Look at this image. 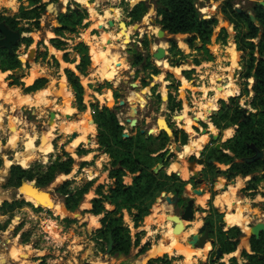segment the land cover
<instances>
[{
    "label": "rangeland",
    "instance_id": "1",
    "mask_svg": "<svg viewBox=\"0 0 264 264\" xmlns=\"http://www.w3.org/2000/svg\"><path fill=\"white\" fill-rule=\"evenodd\" d=\"M40 1L39 6H44L41 28L37 29L36 20L21 22V27L29 29L34 36L31 38L33 43L30 48L27 44H22L18 51L23 62V69L13 74L0 72V145L2 146L0 150V205L4 202H25L13 211L0 212V254H4L5 259L10 260L9 264H142L146 259L147 261L143 264H149L151 261L166 257L171 264H183L178 255H181L184 249L179 248L177 256H173V250L192 240V234H190L192 229H197L196 237L199 239L208 222L210 226L212 224L216 226L210 237L215 244L212 250L211 245L208 249H199L202 251V256L200 258L190 256L193 257L190 263L234 264L235 259L238 264L249 263L247 257H243V253L254 254L251 248L253 239L250 244L248 241L244 243L243 236L246 237L250 227L264 222V180L262 179L264 174H256L262 179L258 184L251 183L253 176L230 179L229 166L210 163L212 159L209 160L217 145H221L223 150V146L229 141L225 135L227 131L223 129L226 123L222 124L221 129L213 123L221 111L235 109L239 105L245 109L246 113L248 111L249 114L256 113L249 105L254 97V79L248 81V87L244 86L245 80L242 76L246 73L248 60H245L242 52L238 51L237 24L231 15L230 7H225L227 0H196L202 17L218 21L212 42L207 46L209 53L192 50L187 44V36H176L174 38L183 52L178 57L171 53L168 40L172 37L167 35L159 24L162 18L158 14L157 0H147L149 11L139 22H133L130 13L135 4L142 3L144 0H138L135 4H133L134 0ZM6 3H8L6 0H0V18L21 17L23 9L31 11L34 8L31 7L30 0H14L11 5H6ZM262 3L264 4V0H232L236 12L248 13L249 16H255L253 9L257 4ZM50 5L52 8L48 11ZM72 11L85 17L82 25L76 27L75 32H70L71 28L65 30L63 23L66 17H71ZM93 13L96 14V21H92ZM109 19L113 20V23L112 21L109 23ZM122 25L132 32L128 38L122 36L124 28ZM256 26L259 27L260 24ZM103 32L108 34L110 41H103L102 36L105 34ZM89 39L93 43L88 42ZM52 40L65 43V46L60 47L66 51L57 52L54 46L57 47L59 44H53ZM81 45L88 47L87 55L91 61L86 76L81 75L77 70L82 61ZM164 47L166 50L162 53ZM96 50L102 58L101 64L94 61ZM50 51L58 55L61 60L60 65L54 62ZM233 52L236 54V59L231 62L229 57ZM67 53L69 64L64 62ZM137 54L141 56L135 58ZM256 56L260 58L258 54ZM120 58L125 60L127 68L124 64L115 65L120 70L118 76L120 79L114 81L112 73L109 75L110 73L104 74L102 71L106 64H111L114 60L120 61ZM157 60L166 64L168 69L158 65ZM66 69L74 71L81 79L84 104L87 108L84 113L73 105L75 96L67 82ZM30 72L27 84H33L39 77L48 82L45 90L50 93L45 102L35 107L17 104L19 97L28 95L35 97L33 94H25L28 87L26 78ZM4 77L5 79L2 80ZM64 79L66 97L61 94V83ZM233 82L237 88L236 96L214 101V88L219 87L218 89L225 90ZM131 84H138L139 89H133ZM147 88L150 89L149 93L146 92ZM165 97L168 100H164ZM120 100H125L127 105L119 107ZM66 101L72 111L70 115L66 111ZM132 105L140 107L137 116L139 123L135 129H131L127 123V120L131 118L130 107ZM97 107L112 108L120 125L124 128V134L135 137L142 130L148 132L155 128L157 132H154L153 139L156 143L161 144L168 139L166 150L170 154V165L159 172L164 170L170 176L173 174L171 168L177 170L179 166H184L189 171L191 181L186 186L185 201L187 204L199 207L198 213L195 221L184 222L185 229L188 228V231L178 238L177 246L168 255L148 258L149 252L162 248L165 240H161L169 229L175 226L169 218L178 216L174 206L167 202L162 205V201L165 200L162 195L156 200L151 210L150 216L154 215V217L144 219L140 228H136L133 222L132 214H137L136 211L132 214L128 211L123 212L124 227L129 230L132 237L129 254L107 253L109 242L102 239L99 233L104 215L96 216L98 217L96 218L90 213L93 209L92 201L100 198L99 193L108 195L115 183L110 178L114 170L113 161L99 145V129L94 120ZM52 113L56 115L53 121L51 120ZM162 117L167 120L175 132L173 138H167L164 134L160 135L157 120ZM178 117L182 122L177 120ZM79 124L83 125L85 139L74 151H71L69 150L71 144L82 136L76 130ZM14 126H17L22 133L17 135L16 141H12ZM49 128L52 129L55 138L51 141L53 152L47 156L48 160L42 162L36 159L30 164L21 163L20 156H24L28 150L32 151L44 145L45 134ZM215 128L218 131L216 134L213 131ZM238 129V126L230 128L235 131L232 138L236 136ZM206 130L208 132L205 135ZM192 134H196V137ZM210 135L219 136V138L214 141ZM202 136L207 138L202 149L197 155L187 156L185 149H182L186 146L184 142L186 141L190 146L191 140ZM79 150L88 154L79 156ZM226 153L229 152L226 151ZM70 158L74 160L71 174L58 176L51 185L42 189L43 191L29 189L27 193L28 188L19 191L20 188L7 186L13 167L32 169L34 173L37 171L48 173L49 169L58 162H67ZM197 159H203L205 164L199 165ZM209 163L215 167L209 168ZM160 165L157 166L155 172L160 169ZM194 172L203 175L201 183L192 179ZM179 178L182 180L181 177ZM67 182H71L69 190L72 195L84 189L88 184H92L90 192L85 196L79 208L69 214L65 213L67 210L66 197L57 193V189ZM221 182L225 183L223 187L219 185ZM32 183L37 186V178ZM124 183L132 186L133 175L125 177ZM225 186L234 187L235 190L231 191L229 188L225 190ZM192 190H195V194ZM46 193L52 194L50 203L41 206L39 199L44 198ZM164 193L175 196L173 193ZM223 194H227L226 199L228 196L233 197L236 203L227 208H218L215 202ZM20 196L22 197L19 198ZM187 196L191 197L187 198ZM27 197L33 199V202L26 200ZM105 208L107 211L114 210V207L109 204H106ZM231 217L244 218L239 224L243 227V229L239 227L242 236L238 240L236 253L223 255L219 260L217 252L221 250V245L217 237L218 228L228 232L232 229L231 227L239 226L228 223ZM154 221H157L156 225ZM139 234H142L143 239L137 246ZM147 245V251H143ZM5 259L0 256V264L5 263Z\"/></svg>",
    "mask_w": 264,
    "mask_h": 264
},
{
    "label": "trees",
    "instance_id": "2",
    "mask_svg": "<svg viewBox=\"0 0 264 264\" xmlns=\"http://www.w3.org/2000/svg\"><path fill=\"white\" fill-rule=\"evenodd\" d=\"M11 2L12 0H6ZM23 1V0H19ZM31 11L23 9L21 17H2L0 23H5L11 30L20 33H31L29 29L21 27L22 21L36 20L37 29L41 28V19L43 17L44 6L40 0H30ZM158 14L162 18L159 21L163 31L171 36L168 43L171 46V53L178 57L183 54L180 50L176 36H187L188 46L197 52L207 51V46L211 44L214 37L215 27L218 21L215 19H205L201 16L197 8L196 0H157ZM230 7L231 15L236 21V43L238 51L242 52V56L247 61L246 73L242 76L245 80L244 86L248 87V81L254 79L253 93L254 97L249 104L255 114H249L244 118L245 109L239 105L235 109H223L218 117L213 120L214 125L218 128L230 129L238 126L239 129L234 138L230 139L223 146V150L217 152L214 149L213 155L209 160L215 159L216 163L230 167L229 177L235 179L237 177L248 178L253 176L252 184H258L262 179L256 174H264V158L257 162L248 164L242 161L252 158L256 155L253 148L264 153V7L257 4L253 9V13L259 22L257 27L252 22L248 13H238L234 10L232 0L225 1V7ZM149 7L147 2L137 4L130 13L133 22H139L148 13ZM85 17L76 11H72L71 17H66L64 23L65 30L71 28L70 32H75L76 27L82 25ZM0 39L2 35L0 34ZM259 40L257 43L256 41ZM33 43L31 38L22 39L20 44L14 48V54H10L7 50H0V72H15L23 69V62L20 60L18 53L22 44H27L28 48ZM53 44H59L54 48L60 51H66L60 46L65 43L52 40ZM83 50L82 61L77 67L81 75L86 76L87 70L91 65L89 56L87 55L88 47L80 46ZM259 55L260 58L256 56ZM54 62L58 63L56 59ZM65 62L68 61V53L65 55ZM159 74L158 72H156ZM68 83L74 92L73 105L84 113L87 108L84 104L83 85L81 79L74 71L67 69L65 71ZM5 78H2L4 80ZM48 82L39 79L36 83L25 90V94L37 93L44 90ZM82 115V114H81ZM95 124L99 129V145L104 149L105 154L109 155L113 161L114 170L110 174V178L115 181L114 187L108 195L99 193L100 198L92 201L93 209L90 212L94 216L104 215L101 220L102 228L99 230L102 239L109 242V236H112L114 247L112 253L118 255H128L132 247V237L129 230L124 227L123 212L128 211L133 215V222L136 228H140L144 223V219L151 213L156 200L164 192L173 193L178 197L184 195L187 183L183 182L176 174L167 175L165 171L155 172L158 165L164 168L170 165V159L166 161L168 152L165 142L158 144L152 137L142 135L141 132L129 139L124 138V128L120 125L115 111L110 107H99L95 110ZM162 135V134H161ZM169 138L166 134H164ZM182 149L188 145L184 142ZM228 151L229 153H226ZM79 156H86L88 153L79 150ZM240 161V162H237ZM74 160L70 158L67 162H58L48 173H41L32 169L25 170L22 167H13L8 178V187L21 188L24 183H32L37 178V187L40 189L47 188L60 175L69 176L72 172ZM22 166V165H21ZM209 168L215 165L209 163ZM24 167V166H23ZM28 168V167H25ZM172 171V168H171ZM173 172V171H172ZM133 175L132 186L124 183V178ZM71 182H67L57 189V193L66 197V207L70 213H74L85 196L90 192L92 184H88L84 189L72 195L69 190ZM25 204L24 201L13 203L4 202L0 205V212L7 210H15L18 206ZM109 204L114 207L113 211H107L105 205ZM212 230L216 229L215 225H211ZM228 232H224L221 228L217 230V237L220 239L221 252L223 255L236 253L239 238L242 232L238 227H231ZM138 235L137 246L140 245L143 236ZM225 237L224 239H221ZM251 248L253 255L244 252L243 257H247V264H264V235L260 241L252 240ZM148 245L143 251H147ZM149 264H171L166 258L151 261ZM234 264H238L234 260Z\"/></svg>",
    "mask_w": 264,
    "mask_h": 264
},
{
    "label": "bare ground",
    "instance_id": "3",
    "mask_svg": "<svg viewBox=\"0 0 264 264\" xmlns=\"http://www.w3.org/2000/svg\"><path fill=\"white\" fill-rule=\"evenodd\" d=\"M14 1V0H13ZM13 1H11V2H8V3H6V5H11L12 3H13ZM138 0H134V2H133V4H135V2H137ZM136 5V4H135ZM96 14H94L93 13V15H92V18H93V20L92 21H96V16H95ZM104 21V20H103ZM108 21V20H107ZM110 21H112V23H113V20H111V19H109V23H110ZM102 22V21H101ZM103 23V22H102ZM101 23V24H102ZM122 26H124V25H122ZM122 36H125V37H129L130 35H131V31L130 30H128L127 28H125V26H124V28L122 29ZM103 33H105V32H103ZM153 34V33H152ZM102 38H103V41L104 42H108V41H110V37L108 36V34H103V36H102ZM90 40V39H89ZM88 42H92V40H90V41H88ZM95 42V41H94ZM93 43V42H92ZM128 43V42H127ZM104 45V44H103ZM127 45V44H126ZM94 46V45H93ZM104 47V46H103ZM95 48V47H94ZM108 48V47H107ZM96 49V48H95ZM94 49V50H95ZM97 49H98V47H97ZM109 50V49H108ZM166 50V47H164L163 48V52L162 53H164V51ZM99 51H101L100 49H99ZM99 51L98 50H96V52L94 53V55H95V57H94V61L96 62V63H102L101 61H102V58H101V56H100V54H99ZM161 51V50H160ZM160 53V52H159ZM103 54H104V52H103ZM107 54V53H106ZM160 55V54H159ZM163 55V54H162ZM114 57V56H113ZM113 57L111 58V59H113ZM164 57V56H163ZM106 59V58H105ZM114 59H116L115 57H114ZM121 59V58H120ZM235 59H236V54L233 52V54L232 55H230V57H229V60L231 61V62H234L235 61ZM107 60V59H106ZM110 60V59H109ZM111 61V60H110ZM158 61V62H157ZM156 62L158 63V65H162V67L163 68H165V69H168V66L166 65V64H164L162 61H160V60H157ZM124 64V66H126L127 64H125V60L124 59H121L120 61H115L114 60V62L113 63H109V64H106V67H105V69H103V71H102V73H104V74H106V72H108V73H114L113 75H112V78H113V80L114 81H116L118 78L120 79V77H118L119 76V74H120V70L119 69H117V67L115 66V65H117V64ZM126 68H127V66H126ZM36 74V70H35V72H34V75ZM115 76V77H114ZM5 78V77H4ZM30 83V82H29ZM118 83V82H117ZM219 87H215L214 88V92H215V98H214V101H217L218 99H226L227 97H235L236 96V93H237V88H236V85H235V83L233 82V84H231V85H229L228 86V88L227 89H225V90H220V89H218ZM61 89H62V91H61V94L62 95H64L65 97H66V95H65V90H66V85H65V79H64V81L61 83ZM239 91V90H238ZM49 95H50V93H49V91L48 90H42V91H40L39 93H37L36 95H35V97H31V96H24V97H19L18 99H17V104H19V105H25V106H28V107H35V106H37V105H41V103H43V102H45L47 99H48V97H49ZM132 95H133V93H132ZM183 97V96H182ZM131 98V97H130ZM184 99V98H183ZM13 100V99H12ZM18 107V106H17ZM16 108V107H15ZM18 108H20V107H18ZM214 108L215 109H217L215 106H214ZM66 111H67V114H71V109H70V106H69V104H68V101H66ZM2 113V112H1ZM158 120H160V122H159V125H160V127H162V128H166V126H167V123H166V120L162 117V118H159ZM157 120V121H158ZM177 120L179 121V122H182V121H180V117H178L177 118ZM77 125V124H76ZM18 126V125H17ZM17 126H14V132H13V130H12V132H13V137H12V141H16L17 140V135H19V134H22L21 132H20V130L18 129V127ZM72 127V126H71ZM76 130H78V133L79 134H82V136L81 137H78L72 144H71V146L69 147V150H71V151H74L75 150V148H77V146H79L82 142H84V139H85V136H83V134H84V129H83V125L81 124H79L77 127H76ZM88 130V129H87ZM158 130H159V128H158ZM213 131H215V133L214 134H216L218 131L217 130H215V129H213ZM154 132H157V130L154 128ZM193 133V132H192ZM11 135V134H10ZM193 135V137H196V134H192ZM226 138H230V137H232V135H233V131L232 130H228L227 132H226ZM55 137H54V135L52 134V129H50L49 128V130H48V132L45 134V139H44V145L42 146V147H40V148H38V149H35V150H28V152L24 155V156H20L19 157V161L21 162V163H24V164H30V163H33V161L34 160H36V159H38V160H40V161H42V162H46L47 160H48V155L50 154V153H52L53 152V148H52V145H51V141H53V139H54ZM75 139V138H74ZM87 141V140H86ZM206 141H207V138L206 137H201V138H199V139H193V140H191V142H190V146L186 149V154L187 155H189V156H192V155H197V153L202 149V147H203V145L206 143ZM1 145H0V150H1ZM30 151V152H29ZM172 167V166H171ZM172 171L173 172H175V173H177L178 174V172L180 173V175L184 178V179H188L189 178V171L183 166V167H180V168H178V171L177 170H174V169H172ZM241 184V183H240ZM219 185H221V187H223V185H225V183L224 182H221V184H219ZM239 185H237V187H238ZM219 188V187H218ZM230 188H232V187H230ZM229 188V190H235V188L233 187L232 189H230ZM225 189V188H224ZM223 188H221V190H224ZM220 190V189H219ZM227 194L229 195V192H227ZM227 194H223V196H221V197H218L217 198V200H216V202H215V204H216V206L218 207V208H227V207H230L233 203H236L235 201H234V199H233V197H229L228 196V198L226 199L225 198V195H227ZM50 199H51V197L49 196V195H46L44 198H42V199H39V203H40V205L41 206H44V205H49V201H50ZM26 200H28L29 202H33V199H31V198H29V197H27L26 198ZM157 208V207H156ZM159 208V207H158ZM226 210V209H225ZM223 211V210H222ZM154 217V216H153ZM152 217V218H153ZM150 219V218H149ZM243 220H244V218L243 217H239V218H235V217H231V219L228 221V223L229 224H232V225H235V226H237V225H239V224H241L242 222H243ZM94 221H96V220H94ZM195 226H196V224H195ZM198 226V225H197ZM242 228L243 229V227L242 226H238V228ZM184 229H185V226H184V222H181L180 224H179V228H178V231H176L175 230V228H170L169 229V232H168V235L166 234V239H165V241H164V243H163V245L161 246L162 248L161 249H159V250H155V251H151V252H149V254H148V258H152V257H159V256H163V255H165L166 253L168 254V252H169V249L172 247V248H174V247H176L177 246V241H178V238H180L181 236H179V235H181L182 233H183V231H184ZM249 231V230H248ZM196 232H197V229H192L191 230V232H190V234H196ZM248 233V232H247ZM178 236V237H177ZM245 243V242H244ZM179 248H183V249H187L186 247H183V246H179L176 250H173V252H176L177 251V254H178V250H179ZM208 248H210V244L208 243L207 245H206V249H208ZM190 250H192V249H190ZM193 251V250H192ZM189 254H193V255H196V256H198L199 258L202 256V251L201 250H195V251H193V252H190L189 251ZM146 261H147V259H146ZM146 261H144L143 263H145ZM7 262V261H6ZM4 263V262H3ZM3 263H1V264H3ZM142 263V264H143ZM5 264V263H4Z\"/></svg>",
    "mask_w": 264,
    "mask_h": 264
},
{
    "label": "water",
    "instance_id": "4",
    "mask_svg": "<svg viewBox=\"0 0 264 264\" xmlns=\"http://www.w3.org/2000/svg\"><path fill=\"white\" fill-rule=\"evenodd\" d=\"M142 2H147V0H144ZM261 5L264 7L263 3ZM135 6H133V8ZM51 8H52V5H50L48 7V11H50ZM250 17H251V20H252V22L254 24L257 25L259 23L257 21V19L255 18V16L251 15ZM205 19H208V18H205ZM0 34L2 35V39H0V50L1 49H5L10 54H14V48H16L20 44L22 39L33 38L34 37L32 33H20V32H17V31H13L5 23H0ZM140 56H141L140 54H137L134 57L138 58ZM131 87L133 89H135V90L139 89V85L138 84H131ZM146 92L149 93L150 89L147 88ZM166 99L168 100L167 97L164 98V100H166ZM126 105H127V102L125 100H120L119 103H118L119 107H125ZM139 110H140V107L137 106V105H132L130 107V117L131 118L127 120V123L129 124L131 129H135L138 126L139 121L137 119V116L139 114ZM246 115H247V113L245 112L244 113V118H245ZM55 116H56L55 113L51 114V120L52 121H53V119H55ZM159 122H160V120L157 121V126H158V128L160 130V135L161 134H166L169 138H173L175 132L171 129V127L169 126V123L167 122V120H166V123H167L166 128L160 127ZM207 132H208L207 130L204 131L205 135L207 134ZM141 134L142 135H148V137H152V136L155 135L154 129H150L148 132L145 131V130H142ZM210 136H211V138L214 141H217L218 138H219V136H215V135H210ZM130 137L131 136L128 135V134L124 135L125 139H129ZM216 149H217V151H222L221 145H217ZM253 149L255 150L256 155L254 157H252V158L244 159L242 161L243 163L251 164V163L257 162L259 160H262L264 158V153L262 151H259V150L255 149V148H253ZM169 157H170V154H168V156L166 157V161L169 160ZM197 162H198L199 165H204L205 164V161L203 159L202 160L197 159ZM210 163H216V160L212 159L210 161ZM163 168H164L163 165H160V169L156 170V173H158L159 170H161ZM177 175L179 176V174H177ZM201 176L202 175L200 173L194 172L193 179L195 181H197L198 183H201L202 182L201 181ZM233 183H235V182H233ZM26 189H27V193H29V191H28L29 189H33L35 191H43L42 189L38 188L33 183H30V184L29 183H24V185L20 188L19 191L26 190ZM227 189H228V187L225 186V190H227ZM46 194L49 195V196H52L51 193H46ZM18 196H19V194H18ZM162 196H163V198L165 199V201L169 205H172L174 207L177 205V203L180 200L179 197L170 196V195H168L166 193H163ZM21 197L22 196H20L19 198H21ZM65 213L69 214V211L65 210ZM193 218H194L193 205L189 204V206L187 207L186 213L182 217L175 216V217H170L169 219H170V221H173L175 223V230L178 231L179 224L181 222L191 221ZM248 235H249V237H248ZM262 235H264V222H259L256 225H253L252 227H250L246 237H245V235L243 236V238H244L243 241L244 242L248 241L249 244H250L252 239H256L257 241H260L261 238H262ZM210 237H211L210 231H207L205 236L202 237L201 241L198 242V237L195 236L191 241L188 242V245H190L191 247L194 248L198 244V246L201 247V246H204L207 241H209L212 244H214V241ZM113 247H114V242H113L112 236L110 235L109 236V247H108V250H107L108 254H110L113 251ZM222 256H223V254H222L221 250L219 249L218 252H217V259L221 260Z\"/></svg>",
    "mask_w": 264,
    "mask_h": 264
},
{
    "label": "crops",
    "instance_id": "5",
    "mask_svg": "<svg viewBox=\"0 0 264 264\" xmlns=\"http://www.w3.org/2000/svg\"><path fill=\"white\" fill-rule=\"evenodd\" d=\"M57 52H61V51H59V50H57L56 48H54ZM51 52V54H52V58H53V60L54 59H56L57 61H58V63H59V65H60V62H61V60H60V58L58 57V55L55 53H53L52 51H50ZM21 60V59H20ZM65 62V61H64ZM66 63V62H65ZM66 64H68V63H66ZM67 70V69H66ZM33 70H31V72H32ZM16 72V71H15ZM31 72H30V74L29 75H27V78H26V84H27V79L30 77V75H31ZM2 73V72H1ZM14 72H7V74H13ZM112 73V72H111ZM111 73L109 74V75H111ZM112 74H114V73H112ZM66 76V75H65ZM115 77V76H114ZM37 80H39V77L34 81V83L33 84H27V86L28 87H31V86H33L35 83H36V81ZM5 82V81H4ZM67 82H68V80H67ZM69 84V83H68ZM27 87V88H28ZM45 90V89H44ZM42 91V90H41ZM40 92V91H39ZM38 93V92H37ZM37 93H33V95H36ZM72 107H73V105H72ZM73 109V108H72ZM215 130H216V128H215ZM230 130V129H229ZM226 131H228V130H226ZM233 134H235V131L233 130ZM232 137H233V135H232ZM231 137V138H232ZM231 138H226L227 140H230ZM189 146H187L186 148H184L185 149V152H186V149L188 148ZM198 154V153H197ZM187 155V154H186ZM187 156H189V155H187ZM182 167V166H181ZM178 168H180V166L179 167H177V171H178ZM199 173V172H198ZM173 174H176L177 175V173H175V172H173ZM178 174H179V176L178 177H181L182 178V181L183 182H185V183H187V185L189 184V182L191 181V178L189 177L188 179H184L181 175H180V173L178 172ZM201 174V173H200ZM172 175V174H171ZM202 175V174H201ZM193 176H194V173H193ZM201 177H203V175L201 176ZM192 179H193V177H192ZM228 188H229V186H227ZM186 190V189H185ZM185 193V192H184ZM188 193V192H187ZM192 193L193 194H195V190H192ZM176 196V195H175ZM178 197V196H177ZM182 197H184V198H186V194H184ZM182 197H179L180 198V201H181V198ZM190 198L191 196H187V198ZM166 201L164 200V201H162V205H164V203H165ZM194 207V218L191 220V221H187V222H189V223H191V222H193V221H195V218H196V216H197V209L199 208V207H196L195 205L193 206ZM170 208V207H169ZM155 209V208H154ZM154 215H152V216H148V217H146L145 219L147 220V219H151L152 217H153ZM96 217V216H95ZM178 217H180V216H178ZM96 218H98V217H96ZM155 222H157V221H154V224H155ZM186 222V221H185ZM156 225V224H155ZM184 226L186 227V225L184 224ZM173 228H175V226L173 227ZM187 232L188 231V228H186V229H184V231H183V233L181 234V235H179V236H182V235H184V232ZM168 234V233H167ZM195 236H197V234H192L191 235V239H193ZM166 239V236L161 240V241H163V240H165ZM202 240V237H200L199 239H198V242L199 241H201ZM191 241V240H190ZM163 243H164V241H163ZM163 243H162V245H163ZM208 243H211V242H209V241H207L206 243H205V245L204 246H201V247H199L198 246V244L193 248V247H191L190 245H188V244H184L183 243V247H188L187 249H184V251L181 253V255H178L179 256V259L182 261V263L183 264H194V263H190L191 261H192V258L193 257H190V256H194V257H198V256H196V255H193V254H189V251L190 252H193V251H195V250H199V249H201V250H204L205 248H206V245L208 244ZM214 244H215V242H214ZM214 244H210L211 245V250H212V247L214 246ZM157 245H159V243L157 244ZM174 248H170L169 249V252L168 253H170L172 250H173ZM190 249H192V250H190ZM211 250H209V251H211ZM208 251V252H209ZM165 255H168L167 253L165 254ZM234 255V254H233ZM0 256H2L4 259H5V255L4 254H0ZM164 256V255H163ZM173 256H177V251L176 252H174V255ZM190 257V258H189ZM7 261V262H6ZM9 261V262H8ZM151 261V260H150ZM10 263V260H7V259H5V264H9ZM4 264V263H3Z\"/></svg>",
    "mask_w": 264,
    "mask_h": 264
},
{
    "label": "flooded vegetation",
    "instance_id": "6",
    "mask_svg": "<svg viewBox=\"0 0 264 264\" xmlns=\"http://www.w3.org/2000/svg\"><path fill=\"white\" fill-rule=\"evenodd\" d=\"M157 128H158V126H157ZM188 206H189V204H187V202L185 201V198L182 197L181 201L179 200L177 205L174 207V209L176 211V215L182 217L186 213ZM193 213H194V207H193ZM207 231H210V235L213 233V230H212V228L208 222H207V226L205 227L204 231L200 234V236L201 237L205 236Z\"/></svg>",
    "mask_w": 264,
    "mask_h": 264
}]
</instances>
